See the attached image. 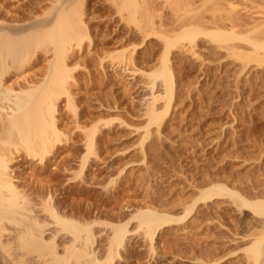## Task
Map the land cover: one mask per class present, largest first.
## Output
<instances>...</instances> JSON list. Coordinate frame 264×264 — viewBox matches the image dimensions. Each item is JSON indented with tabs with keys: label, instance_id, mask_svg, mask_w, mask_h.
<instances>
[{
	"label": "rangeland",
	"instance_id": "obj_1",
	"mask_svg": "<svg viewBox=\"0 0 264 264\" xmlns=\"http://www.w3.org/2000/svg\"><path fill=\"white\" fill-rule=\"evenodd\" d=\"M263 25L264 0H0V43L26 58L6 71L0 50V118L18 122L0 150L25 208L9 242L37 239L39 264L54 245L60 264L244 258L264 237Z\"/></svg>",
	"mask_w": 264,
	"mask_h": 264
},
{
	"label": "bare ground",
	"instance_id": "obj_2",
	"mask_svg": "<svg viewBox=\"0 0 264 264\" xmlns=\"http://www.w3.org/2000/svg\"><path fill=\"white\" fill-rule=\"evenodd\" d=\"M229 6H231L232 7V5H229ZM234 6V5H233ZM233 8V7H232ZM261 23H263L262 21H261ZM264 26V25H263ZM262 26V27H263ZM262 27H261V29H262ZM264 28V27H263ZM4 30V28H1V26H0V31H3ZM264 30V29H263ZM12 31V30H11ZM17 31H19V30H17ZM16 31V32H17ZM21 31H23V29L22 30H20L19 31V34H20V32ZM25 31V30H24ZM24 31L22 32V33H24ZM13 32V31H12ZM16 32H15V34H16ZM229 33H227V34H229V35H231V34H233V32L234 31H228ZM220 34V33H219ZM223 34V33H222ZM224 34H226V33H224ZM228 36V35H227ZM225 37V36H224ZM20 44H16V46H14V45H12L11 43H9V42H2V43H0V46H1V48H0V50L3 48V49H5V47H7L8 48V46H10L9 48H11L10 49V51H11V57L10 58H7V60H9L10 59V63H8L9 61H6V59L4 60V61H6V64H5V66L3 67L2 65H4V64H1V62H0V66H2V68H4L6 71H7V69H6V67H8L9 68V66H14L15 64H19L20 62H23L24 61V59H26V58H24V57H22V55H24V50H23V45L21 44L20 46H19ZM257 47V46H256ZM255 47V48H256ZM7 50V49H6ZM3 51V50H2ZM2 53H4V51L2 52ZM10 54V53H9ZM3 55V54H2ZM7 55V54H6ZM1 57V56H0ZM12 58V59H11ZM0 60H2L1 58H0ZM2 62V63H5V62ZM17 66V65H16ZM64 66V68L61 66V68H57V75H56V80L54 79V84L56 85V87L57 86H59L62 90L63 89H65V84H66V78L63 76V74H62V72L65 70V65H63ZM60 67V66H59ZM2 68H1V70H2ZM63 68V69H62ZM3 69V70H4ZM9 69H12V68H9ZM59 70H61V71H59ZM67 71V70H66ZM5 72V71H4ZM65 72V71H64ZM63 72V73H64ZM1 73V72H0ZM59 87H57V88H59ZM66 90V89H65ZM64 91V90H63ZM7 92H10L11 93V90L10 89H5L1 94H0V100L2 99V95L3 94H5V93H7ZM3 102V101H2ZM3 109V108H2ZM12 114V113H11ZM5 116V115H4ZM0 117H2L1 115H0ZM46 120V122H47V125H46V122L44 123L45 124V126L47 127V129H49V127H51V129L53 128L51 125L50 126H48V119H45ZM18 124V122H17V120H15V118L13 117V115H10V116H6V118H0V134L1 133H5L6 131V128H7V126H9V128H10V126L12 125V124ZM9 124H11V125H9ZM9 128L7 129L8 131H10L9 130ZM47 129H44V131H45V133L47 132L46 130ZM51 129H49V130H51ZM54 130V132H52ZM53 130H51L50 132L51 133H53V136L54 135H57V133L55 132V129L53 128ZM11 132V131H10ZM49 131H48V133L49 134H51ZM3 133V134H4ZM44 133V136L45 135H47L48 136V133H46L45 134ZM56 133V134H55ZM9 134V133H8ZM8 134L6 133L5 135L6 136H8ZM11 135V134H10ZM52 135V134H51ZM20 136V131H18V135H16V137H19ZM5 137V136H4ZM21 137V136H20ZM56 137V136H55ZM57 137H58V135H57ZM5 139V138H4ZM6 141V140H5ZM5 143H8L7 141L5 142ZM0 144H1V141H0ZM4 144V143H3ZM2 144V145H3ZM6 145V144H5ZM8 146V145H7ZM6 146V147H7ZM3 147H4V145H3ZM2 147V148H3ZM2 148H0L1 150H2ZM9 147H7V149H8ZM5 149V148H4ZM6 149V150H7ZM0 150V264H39V263H37V262H41L40 261V258H42V256H39V254H38V251H37V246H38V249L40 248L39 247V245H37V242L36 243H34V245H37L36 246V248H34L33 246L31 247V246H27V244H32L33 242V240L35 239H31L30 238V240H32L31 242L29 241V242H27V244L25 245L27 248H23V246H24V241H22L23 240V238H25L24 237V235L23 234H25V232H23V231H21L20 233L18 232L17 233V236L18 237H16V238H18V241H20V243L22 244H20V245H16V247H14V245H13V243H10L9 242V238L11 237V233H9V229L8 228H6V222H8L9 220H11V219H14V220H11V221H13V223L15 222V221H17L16 222V224L17 223H19L18 222V220L16 219L15 220V218L16 217H20V215H22V214H24L23 213V209H25L22 205L20 206H17L16 208H13L11 205H10V203H9V201L11 200V198H12V202H14L13 201V198H14V195H13V192H14V190H15V186H14V182H13V178H12V176L10 175V169H9V167H8V165L6 164V159H4L5 158V156H6V154H5V156L3 155L4 154V152H2ZM10 151V150H9ZM4 156V157H3ZM2 157V158H1ZM17 194V193H16ZM9 197H11V198H9ZM7 203H9V204H7ZM14 204V203H13ZM6 205H10L11 207H12V211L10 212V215L8 216V214H7V209L9 208L8 206V208L6 207ZM14 205H16V204H14ZM13 205V206H14ZM7 208V209H6ZM15 209V210H14ZM14 211V212H13ZM11 213L13 214V216H11ZM146 215L148 214V216H153V212L152 213H148L147 211L146 212H144ZM15 214V215H14ZM144 214V215H145ZM56 217H57V215L56 214H54ZM143 215V216H144ZM145 215V217H143L144 219H147L146 217H148V216H146ZM154 215H156V216H160V215H157V213L156 214H154ZM8 216V217H7ZM12 217V218H9V217ZM23 216V215H22ZM21 216V217H22ZM24 216H26V215H24ZM151 216H150V218H151ZM155 216V218H154V216H153V219H151V220H153L152 221V223L155 221V220H157L158 221V217H156ZM18 217V218H19ZM9 218V219H8ZM58 218V217H57ZM56 218V219H57ZM143 218H142V220H143ZM150 218H148V219H150ZM21 220H22V218H21ZM11 221H10V223H11ZM57 221H58V219H57ZM157 221H155V222H157ZM154 222V223H155ZM264 222V221H263ZM9 223V222H8ZM28 223V222H27ZM15 224V223H14ZM13 224V225H14ZM21 224V223H20ZM20 224H19V226H20ZM33 224H35V223H33ZM58 224V223H57ZM18 225V224H17ZM25 225V224H24ZM31 225H32V223H31ZM61 225V224H60ZM257 225V224H256ZM260 225H263V224H260ZM15 226V225H14ZM22 226H23V224H22ZM35 226H37V224L35 225ZM62 226V225H61ZM67 226V225H66ZM65 226V227H66ZM264 226V225H263ZM262 226V227H263ZM10 227V226H9ZM30 226H28V228H29ZM64 227V226H63ZM64 227V231H65V228ZM68 227V229L67 230H70V229H72L73 228V232L75 231L76 232V230H78V229H76V227H72V228H70L69 226H67ZM119 227H122V226H119ZM23 229H24V227H22ZM31 228H34V226L33 227H31ZM38 228H40V227H38ZM116 228V227H115ZM153 227L151 226V228L149 227V229L147 228V231L149 230V232L148 233H150L149 234V236H151V239L155 236L154 235V233H153V229H152ZM251 228V227H250ZM256 228H258V226L256 227ZM18 229V228H17ZM74 229H76V230H74ZM119 229H120V231H119ZM118 230L117 229H115L116 230V234H114L113 235V240L112 241H117V242H114V245H115V243H116V245H117V243H119L118 244V246L120 247V246H122L123 245V243H124V237H126V236H123V237H120V233H119V235H118V231L119 232H121V236H122V233L124 232V229H123V227H122V230H123V232L121 231V228H119ZM259 229V228H258ZM21 230V229H20ZM33 230V229H32ZM43 230V229H42ZM59 230V229H58ZM57 230V231H58ZM62 230V229H61ZM61 230H59L58 231V233H60L61 232ZM66 230V231H67ZM126 230V229H125ZM261 230H263V228H261L260 227V229H259V232L261 231ZM25 231H26V229H25ZM56 231V232H57ZM15 232V231H14ZM30 230L28 231V234H30ZM34 232H35V230H34ZM74 232V234H79L78 236H83V235H81L79 232H80V230H79V232L77 233H75ZM82 232V231H81ZM253 232V231H252ZM33 233V232H32ZM31 233V234H32ZM54 234H57V233H55V231L53 232ZM152 233V234H151ZM262 233V232H261ZM264 233V232H263ZM16 234V233H15ZM41 234V233H40ZM39 234V235H40ZM52 234V233H51ZM13 235V234H12ZM34 235L35 234H33V237H34ZM36 235H37V233H36ZM35 235V236H36ZM45 235V234H44ZM76 235H74V236H76ZM116 235V236H115ZM256 235V234H255ZM258 235V234H257ZM256 235V237L255 238H252V240H250V242H248L249 243V246H247V248L245 247V249H242L244 252H245V257L244 258H241V259H239L238 258V260H236L237 262H236V264H264V237L263 238H261V236L260 237H258ZM25 236H27V233L25 234ZM53 236V235H52ZM56 236V238H57V236H58V234L57 235H55ZM77 236V239L79 238L80 239V237H78ZM118 236V238H119V240H115L114 239V237L116 238ZM30 237H32V236H30ZM73 237V236H72ZM39 238V237H38ZM55 237H53V239H54ZM26 239V238H25ZM77 239H75V237H73V240H76V242H72L71 244H70V247L69 246H63L64 248H66V254L68 255V254H70V253H68L69 251H67V250H71V251H75V250H79V247H77L76 245L78 244V243H80V242H78L77 243ZM78 239V240H79ZM249 239V238H248ZM29 240V235H28V238H27V240H25V241H28ZM37 240V239H36ZM36 240H34V242L36 241ZM41 240V239H40ZM55 240V239H54ZM80 240H82V238L80 239ZM245 240V239H244ZM14 242L15 240H11V242ZM17 241V240H16ZM15 241V242H16ZM18 241L16 242V243H18ZM23 243H22V242ZM119 241V242H118ZM246 241V240H245ZM39 242V241H38ZM50 242H52V240L50 241ZM53 242H55V241H53ZM244 242V241H243ZM77 243V244H76ZM112 243V242H111ZM237 243V242H236ZM52 244V243H51ZM81 244V243H80ZM246 244V243H245ZM33 245V244H32ZM47 244L45 243V246H46ZM114 245H110L111 247V249H112V247H115ZM18 246V247H17ZM19 246H20V248H19ZM22 246V247H21ZM40 246H42V245H40ZM45 246H42L43 248H45ZM29 247V248H28ZM41 247V248H42ZM51 247V246H50ZM50 247H48V248H50ZM58 246H56V245H54L53 246V248H52V250H50V254H52V256L53 255H56L58 252V250L57 249H59V247L57 248ZM77 247V249H75V250H73L74 248H76ZM63 248V249H64ZM116 248V247H115ZM118 248V247H117ZM116 248V249H117ZM18 249V250H17ZM82 249V246H81V248H80V250ZM110 249V250H111ZM42 250H44V249H42ZM79 250V251H80ZM18 251H20L19 253H17ZM45 251V250H44ZM47 252H48V250H46ZM70 251V252H71ZM81 251H83V250H81ZM80 251V252H81ZM112 251H114V250H112ZM47 252H45V253H47ZM61 252H63V251H61ZM76 253L78 252V251H75ZM110 252V251H109ZM49 253H47L46 254V256H49L50 254ZM60 253V252H59ZM59 253L57 254L58 255V257H59ZM49 254V255H48ZM64 254V253H63ZM62 254V256L63 257H65V255H63ZM75 253H73V255H74ZM80 254V253H79ZM81 254H83L82 252H81ZM80 254V256H81V258H83V255H85V254H83V255H81ZM51 256V257H52ZM69 256H72V255H69ZM69 256H66V258H63L62 257V261H64V259H66L67 260V258L69 257ZM86 256V255H85ZM244 256V255H243ZM44 257H45V255H44ZM51 257H47V259L48 258H50V260H47L46 259V257H45V261H44V263H42V264H47V262L49 261V263L48 264H51V262L52 261H54V259H51ZM56 257L57 256H53L52 258H55V261H57V264H60V262H61V260L59 261V259H57L56 260ZM57 257V258H58ZM88 257V256H87ZM36 258V259H35ZM80 258V257H79ZM91 258V257H90ZM89 258V259H90ZM60 259H61V254H60ZM205 258L204 257H200V262H199V264H221L222 263V260H216V261H213V263L212 262H205V260H204ZM223 259V258H222ZM226 259V258H225ZM52 260V261H51ZM43 261V260H42ZM54 261V262H55ZM208 261V260H207ZM59 262V263H58ZM84 262H85V258H84ZM83 262V263H84ZM53 263V262H52ZM62 263V262H61ZM64 263H66L67 264V262H65L64 261ZM63 263V264H64ZM89 263H90V261H89ZM101 264H102V262H100ZM99 263V264H100ZM234 263H235V261H234ZM56 264V263H55ZM98 264V263H97Z\"/></svg>",
	"mask_w": 264,
	"mask_h": 264
}]
</instances>
